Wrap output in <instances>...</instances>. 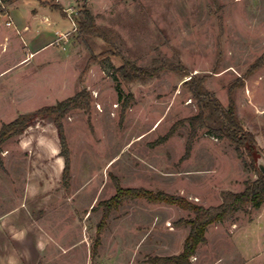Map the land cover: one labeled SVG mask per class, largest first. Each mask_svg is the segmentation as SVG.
<instances>
[{
	"label": "rangeland",
	"instance_id": "obj_1",
	"mask_svg": "<svg viewBox=\"0 0 264 264\" xmlns=\"http://www.w3.org/2000/svg\"><path fill=\"white\" fill-rule=\"evenodd\" d=\"M216 1L20 0L9 18L0 3V126L82 89L91 95L88 112L74 110L62 121L70 155L68 187L50 119L3 144L0 264H149L150 257L178 255L189 228L174 224L191 213L140 199L125 201L108 214L92 256L103 215L97 206L114 196V179L122 188L163 191L210 207L221 203L222 191L240 192L244 181L257 178L246 155L239 158L233 144L210 137L206 130L199 131L183 162L188 125L153 147L176 122L197 113L183 86L187 78L165 71L147 83L116 81L104 55L79 82L89 52L76 38L77 24L73 30L67 16L54 8L58 4L73 11L76 23L85 6L98 26L114 32L120 52L111 56L115 67L122 60L148 67L159 55H176L190 75L206 76V89L226 107L232 82L243 78L264 53V0ZM40 6L53 10L55 24L42 23L41 17L31 22L32 10L45 11ZM9 19L13 26L6 27ZM24 21L32 33L13 35L4 50V35ZM56 31H70L67 41L58 47L50 44L28 63L14 66L33 50L27 43L35 33L42 41ZM94 43L99 54L101 42ZM128 94L133 100L122 117ZM234 99L240 123L264 153V66L235 90ZM258 162L264 165L263 158ZM260 209L264 213V205ZM259 210L243 208L233 221L209 227L207 244L199 247L191 264H264V253L255 254L259 245L254 248L245 233L251 228L252 234H264Z\"/></svg>",
	"mask_w": 264,
	"mask_h": 264
},
{
	"label": "trees",
	"instance_id": "obj_2",
	"mask_svg": "<svg viewBox=\"0 0 264 264\" xmlns=\"http://www.w3.org/2000/svg\"><path fill=\"white\" fill-rule=\"evenodd\" d=\"M18 1L20 0H0V3L7 7ZM212 1L217 3L216 0ZM54 8L63 17L67 16L65 10L60 5L56 4ZM77 15L76 38L89 52L88 63L81 71L78 79L79 82H81L82 76L88 71L89 65L99 63L98 59L104 55L106 57L103 61L111 68L112 75L116 81L147 83L158 78L165 71L187 78L183 82V86L195 101L197 113L176 122L164 136L159 137L151 145L155 147L165 143L174 135L178 127L188 125L189 132L185 143V150L183 156L180 158V162H183L189 159L193 143L199 131L206 130V133L210 137L218 140L226 139L233 144L239 158L246 155L250 168L257 176L255 180L244 181V188L240 192L222 191L220 193L221 203L210 207L194 204L182 196L167 194L163 191L153 192L142 188H122L116 179L113 180L115 184L114 196L97 206V208L102 209L103 215L92 246V256H95L97 253L100 234L108 214L112 210H117L125 201L142 199L150 204L175 206L181 210L190 212L192 215L191 218L180 219L174 224L177 227L187 226L189 228V232L183 242L182 251L174 256L150 257L147 259V262L149 264H191L190 259L195 255L197 248L207 244L205 233L210 225L231 222L234 220L235 214L241 209L251 208L259 210L264 205V176L257 165V160L261 155L264 156V153L258 148L253 134L246 131L240 123L234 99L235 90L242 88L244 83L257 70L264 66V53L250 66L243 78L232 82L228 89V103L224 107L216 96L206 89L204 85L206 76L190 75L176 55L169 59L159 55L148 67H139L134 62L127 60H122L121 64L115 67L112 64L111 56H120L118 36L114 32L98 26L94 16L85 6L80 8ZM95 40L101 42L99 54H95L93 49ZM120 98L121 94L119 93ZM132 100V94H128L122 101V117ZM90 104V93L86 89H82L73 96L57 102L55 105L44 106L30 114L19 115L9 123H3L0 126V154L3 144L10 138L21 136L38 121L50 119L56 129L60 145L59 155L63 159L62 181L64 186L68 187L70 155L62 121L67 114L74 110L88 112Z\"/></svg>",
	"mask_w": 264,
	"mask_h": 264
},
{
	"label": "crops",
	"instance_id": "obj_3",
	"mask_svg": "<svg viewBox=\"0 0 264 264\" xmlns=\"http://www.w3.org/2000/svg\"><path fill=\"white\" fill-rule=\"evenodd\" d=\"M16 4L17 3H15V4H13V5H11V6H7V7H5V10H6V15L8 16V18H9V16H10V14H11V12H10V10L12 9V6H13V8L15 7V9H16ZM41 7V6H40ZM43 7V8H42ZM41 8L42 9H45V11H42V12H40V10H36V9H34V10H32L31 12H30V19H31V22L33 21V23H35L36 21L38 22V20L40 19V17L42 18V19H40L41 20V22L42 23H46V24H55V19H53L52 17H51V15H53L52 14V12H53V10L52 9H50L49 7H47V6H42ZM67 9H65V11H66ZM49 11V12H48ZM67 12V11H66ZM62 16V15H61ZM63 17V16H62ZM66 18V17H65ZM38 19V20H37ZM11 22V25L10 26H6V22ZM8 21H6L5 22V26L6 27H11V26H13V22L9 19ZM25 23H23L22 25H18L17 27L15 26L14 27V31L11 33V34H8V35H4V50H5V48H6V50H7V48L9 47V45H8V43L10 42V40H11V37L13 36V35H18L19 33H22V34H31L32 33V29H31V27H30V23H28L27 21H24ZM69 32L70 31H68V32H63V31H56V32H54V34H49V39L51 40V41H48L49 39H47V40H42V41H40V37L42 36H40V35H38L37 33H35L34 35H33V37L29 40V42L27 43L28 44V46H32V48H33V50L32 51H28V54H26L24 57H22V58H20V59H18L16 62H15V65L14 66H18V65H23V64H26V63H28L29 62V58L30 57H32L33 56V58H34V56L36 55V54H38V53H40V52H42L48 45H50V44H53V42H54V40L56 39V37L59 35V34H68L69 35ZM67 35V36H68ZM28 46H26L25 47V45H24V47L25 48H28ZM27 53V52H26ZM46 62V61H45ZM8 69H6V70H4V72L5 71H7ZM263 210V209H262ZM259 212H260V214L258 215V217H257V220L259 221V223H260V221L262 222L263 220H264V217H263V215H264V213H262L261 212V209L259 210ZM263 219V220H262ZM235 222V221H234ZM234 222L232 223V224H234ZM216 224H213V225H210L209 227H211V226H215ZM208 227V228H209ZM262 227H264V221L262 222ZM208 228H207V230H206V233H207V231H208ZM247 229V231L245 232V233H248L249 232V235H248V237L250 238V239H252L253 240V245H254V248H257L258 246L256 245V244H258L259 245V248H258V251H257V253L255 252V254H260V253H264V240L262 241L261 240V238H263L264 237V234L263 235H258L257 236V234H252V233H250L251 231H253L251 228H246ZM206 233H205V237H206ZM257 246V247H256ZM200 247V246H199ZM199 247L197 248V250H196V253H197V251L199 250ZM196 253H195V255H196ZM195 255L193 256V258H195Z\"/></svg>",
	"mask_w": 264,
	"mask_h": 264
},
{
	"label": "built area",
	"instance_id": "obj_4",
	"mask_svg": "<svg viewBox=\"0 0 264 264\" xmlns=\"http://www.w3.org/2000/svg\"><path fill=\"white\" fill-rule=\"evenodd\" d=\"M67 13V18L70 20V23L72 25V29L74 30L76 28V23L73 20V18L71 17V15H73V11L70 10V12H66ZM11 22H6V26H10ZM67 35L65 34H59L56 39L53 42V45L55 46H60L62 43L66 42ZM64 49V48H63Z\"/></svg>",
	"mask_w": 264,
	"mask_h": 264
},
{
	"label": "water",
	"instance_id": "obj_5",
	"mask_svg": "<svg viewBox=\"0 0 264 264\" xmlns=\"http://www.w3.org/2000/svg\"><path fill=\"white\" fill-rule=\"evenodd\" d=\"M260 158H263V159H264V156L261 155V156L259 157V159H260ZM259 159L257 160V165H258V168H259L261 174L264 176V165L259 164V162H258Z\"/></svg>",
	"mask_w": 264,
	"mask_h": 264
}]
</instances>
